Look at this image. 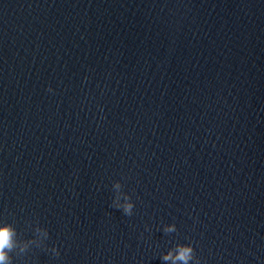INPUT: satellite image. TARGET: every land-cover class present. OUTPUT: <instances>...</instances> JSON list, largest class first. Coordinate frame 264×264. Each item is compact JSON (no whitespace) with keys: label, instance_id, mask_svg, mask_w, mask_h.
Segmentation results:
<instances>
[{"label":"water","instance_id":"95a60500","mask_svg":"<svg viewBox=\"0 0 264 264\" xmlns=\"http://www.w3.org/2000/svg\"><path fill=\"white\" fill-rule=\"evenodd\" d=\"M5 224L13 264H264V0H0Z\"/></svg>","mask_w":264,"mask_h":264},{"label":"clouds","instance_id":"9594fccd","mask_svg":"<svg viewBox=\"0 0 264 264\" xmlns=\"http://www.w3.org/2000/svg\"><path fill=\"white\" fill-rule=\"evenodd\" d=\"M48 91L51 92V87L48 88ZM123 211L125 215H132V205L125 204L123 206ZM174 229L169 228L166 231H173ZM18 232L11 224H5L3 227H0V264H13V257L9 255L18 245L17 241ZM27 245L20 247L21 254L25 251ZM55 251V249H54ZM56 255L59 256L60 253L56 252ZM165 261L172 260L173 264L176 261H181L183 264H188L189 260L193 259V249L191 246H178V254L173 256L171 252L163 257ZM198 264V262H197Z\"/></svg>","mask_w":264,"mask_h":264}]
</instances>
